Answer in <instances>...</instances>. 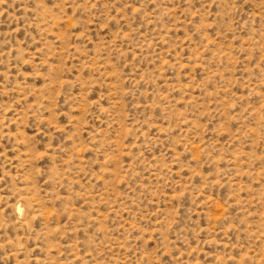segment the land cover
Here are the masks:
<instances>
[{
    "label": "rangeland",
    "instance_id": "374dc122",
    "mask_svg": "<svg viewBox=\"0 0 264 264\" xmlns=\"http://www.w3.org/2000/svg\"><path fill=\"white\" fill-rule=\"evenodd\" d=\"M0 264H264V0H0Z\"/></svg>",
    "mask_w": 264,
    "mask_h": 264
}]
</instances>
